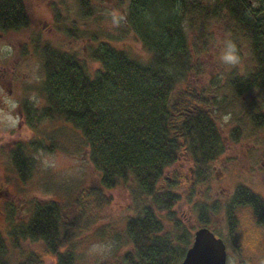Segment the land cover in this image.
<instances>
[{"label":"trees","instance_id":"1","mask_svg":"<svg viewBox=\"0 0 264 264\" xmlns=\"http://www.w3.org/2000/svg\"><path fill=\"white\" fill-rule=\"evenodd\" d=\"M20 1L0 0V24L16 23ZM125 14L128 27L149 53L147 60H140L125 47L101 41L89 51L98 63L91 71L86 63L78 62L74 52L45 46V76L39 90L46 105L41 115L67 121L80 131L89 161L98 172L97 184L86 192L99 202L109 199L103 189L135 182L131 214L124 222L129 243L122 255L124 264H176L191 243L193 231L175 207L182 196L179 178L167 176L166 169L182 156L190 159L193 177L184 197L191 202L197 186L210 175L211 162L224 149L221 132L204 105L206 92L173 94L177 82L192 68V47L183 22L186 19L202 36L210 18L223 17L248 39L254 66L244 74H231L228 86L237 95L257 90L261 103L247 109V116L253 124L262 125L264 0H128ZM52 145L37 138L14 143L10 160L21 181L32 175L35 160L31 152ZM246 197L264 205L258 194L242 184L232 194L233 205ZM194 207L199 212L198 226L209 227L207 205L196 203ZM61 209L58 199L47 198L30 201L24 219L6 213L7 232L0 230V264H11V249L23 254L15 264H42L34 251H22L20 242L25 239L41 241L55 264H78L76 234L87 219L82 208L68 218ZM237 225L231 243L239 251L244 243L249 248L250 240ZM258 234L249 251L259 253H251L247 264L264 262V237Z\"/></svg>","mask_w":264,"mask_h":264},{"label":"rangeland","instance_id":"2","mask_svg":"<svg viewBox=\"0 0 264 264\" xmlns=\"http://www.w3.org/2000/svg\"><path fill=\"white\" fill-rule=\"evenodd\" d=\"M78 2L30 0L29 5L34 9L37 21L35 27L40 29L43 21L50 17L51 3H54L55 11L66 20L60 23L59 28L46 25L44 34L38 35L53 45L82 55L91 71L98 63L92 60L89 51L101 41L125 47L140 60H147L149 53L126 22L128 0H87V4L81 3L82 7H79ZM183 25L192 47V68L185 79L177 82L173 94L188 90L206 92L208 101L204 105L225 139V149L211 162L210 175L197 186L191 202L184 197L193 177L190 159L182 156L176 164L166 169L165 174H176L179 178L178 190L182 196L175 207L191 231L198 226L199 212L195 204L212 202L216 205L209 217L210 227L217 235L226 238L223 201L230 198L239 182L261 186L259 184L263 178L260 163L262 157L264 159V124L253 125L247 116V109L250 110L254 103L257 106L261 103L256 95L258 92L250 89L237 95L228 86V77L252 69L253 59L248 39L223 17L210 18L207 31L202 36L186 19ZM67 26L71 30L67 31ZM8 37L13 42L20 40L25 44L24 31ZM225 39H231L235 44L241 57L240 65L228 68L217 62V52ZM23 47H19V58L15 56V61H19L20 76L33 80L41 78V70H38L39 56L33 53L34 49L30 46L22 50ZM3 101L8 104L9 97L6 96ZM231 133L235 135L231 136ZM33 138L39 139L42 144L53 145L51 149L40 147L31 152L35 160L32 175L28 180L21 181L13 169L10 149L17 141ZM97 182L98 172L89 161L88 146L78 129L56 118H43L33 128L24 124L18 127L16 117L6 112L0 104V230L3 233L7 232L8 227L6 213L15 219H24L28 215L30 201L55 198L62 204L61 214L64 217H71L82 208L87 219L76 234L75 253L78 264H124L122 255L129 248L124 234V222L126 216L131 214L129 204L137 186L130 180L115 188L103 189L109 199L99 202L93 194L86 192L90 185H96ZM255 189L264 196V190L257 186ZM20 248L24 252L32 250L37 253L42 264H55L41 241L25 239L20 242ZM10 251L11 264L22 260L23 254L20 251ZM234 254L228 249L227 264H238V255Z\"/></svg>","mask_w":264,"mask_h":264},{"label":"flooded vegetation","instance_id":"3","mask_svg":"<svg viewBox=\"0 0 264 264\" xmlns=\"http://www.w3.org/2000/svg\"><path fill=\"white\" fill-rule=\"evenodd\" d=\"M29 1L30 0L20 1V15L18 16L19 19L15 21L16 22L15 24H10L9 22L7 23L2 22L0 24V104L1 107L4 110H6V112L16 117V125L18 127H21V125L24 124L33 128L34 126H37L43 118L51 119L49 117L41 115V112L43 111V109H45V105H46L45 97L39 90V87L43 82L45 76V65H44L45 61L42 57L43 55L42 51L43 49H45V46H48L50 44L68 53L74 52L80 64L85 65V60L82 55L77 54L74 50L71 49L68 50L60 46L53 45L52 43L47 41V39L41 36L42 34H44L43 29L46 27V25H48V27L59 28L60 23L66 21L64 19V16H62L59 12L55 11L54 3L50 4V13H51L50 17L46 18L43 21L42 27L40 26L39 29L35 27L37 25L36 16L34 9L32 8V6L29 5ZM78 1H79L78 2L79 7H82L81 3L82 5L86 4L85 0H78ZM54 25H56V27ZM66 30L67 31L71 30V27L67 26ZM22 31H24V33L26 34V38H24L25 44L21 43L19 39H18L19 41L13 42V40L8 37V35L10 34L13 33L17 34ZM39 33L41 35H38ZM33 34H36V36ZM21 45H24L22 50L27 49L26 47L30 46V48L34 49L33 53L39 56L38 60L40 61V65L38 70H41L42 73L41 78L39 79L37 78L36 80H33V79H28L27 77L20 76L18 70L20 67L19 61L18 62L15 61L16 60L15 56L19 58L18 54L21 53V51L19 53V47ZM39 80L41 81L40 83H38ZM31 92H33L34 95H29ZM6 96L9 97L8 104H5L3 101V98H5ZM222 138L225 149V139L223 136ZM234 139L237 140V138ZM260 166H261V171H263L262 182L259 184L261 186H258L257 184L251 186L247 183H240V182L236 184V186L242 184L248 187L254 193L258 194L264 200V196L262 195V193L258 192V190L255 189V187L257 186L260 189L264 190L263 157L261 159ZM236 186L234 187L230 198L226 201H223L224 219L226 226V238L217 235L214 232L215 230L212 227H210V225L209 228L216 236L222 238L225 244L226 256L228 249H230V251H233V254L236 253L238 255V264H247L248 256L251 253L254 254L259 253V251L255 252V250L249 251L250 250L249 248H254V244L257 243V241L256 243L252 242V239H256L254 238V236H256V234L258 233L264 237V205L259 201H256L255 198L246 197L243 199L242 203H237L234 206L232 203V194L235 191ZM263 200L262 202L264 203ZM205 204L207 205V213H208L207 216L209 218L210 214H213L212 209L216 205V203L206 202ZM210 207L212 208L210 209ZM237 224H240L238 228H240L241 231H243L245 234L246 233L249 234V235L246 234L247 235L246 238L250 240V241L246 240L247 242L250 243L249 248L247 243H244L241 244L242 246H240L239 251H236V249H234V245H232L231 243V239L234 235L233 234L234 229ZM226 239H228L229 243L227 242ZM262 263L264 264V262Z\"/></svg>","mask_w":264,"mask_h":264},{"label":"water","instance_id":"4","mask_svg":"<svg viewBox=\"0 0 264 264\" xmlns=\"http://www.w3.org/2000/svg\"><path fill=\"white\" fill-rule=\"evenodd\" d=\"M176 264H226L225 244L208 227L199 226L194 230L182 259Z\"/></svg>","mask_w":264,"mask_h":264},{"label":"clouds","instance_id":"5","mask_svg":"<svg viewBox=\"0 0 264 264\" xmlns=\"http://www.w3.org/2000/svg\"><path fill=\"white\" fill-rule=\"evenodd\" d=\"M216 60L218 63L228 68L241 64V57L231 39H225L223 41L217 52Z\"/></svg>","mask_w":264,"mask_h":264}]
</instances>
